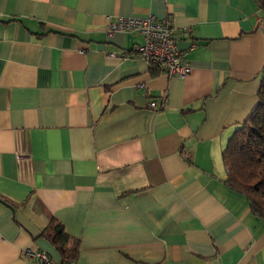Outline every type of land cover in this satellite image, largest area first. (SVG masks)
Returning a JSON list of instances; mask_svg holds the SVG:
<instances>
[{"label":"crops","instance_id":"crops-1","mask_svg":"<svg viewBox=\"0 0 264 264\" xmlns=\"http://www.w3.org/2000/svg\"><path fill=\"white\" fill-rule=\"evenodd\" d=\"M148 16L191 29L185 77L107 33ZM263 67L253 0H0V264H61L51 220L80 242L72 264H264V224L221 159Z\"/></svg>","mask_w":264,"mask_h":264},{"label":"trees","instance_id":"trees-1","mask_svg":"<svg viewBox=\"0 0 264 264\" xmlns=\"http://www.w3.org/2000/svg\"><path fill=\"white\" fill-rule=\"evenodd\" d=\"M264 21V0H253ZM151 74H157L150 65ZM258 103L248 118L236 128L221 154L226 172L224 185L243 195L251 213L264 224V67L259 75ZM61 257V264L76 261L80 242L70 238L63 226L51 220L43 232Z\"/></svg>","mask_w":264,"mask_h":264},{"label":"built area","instance_id":"built-area-1","mask_svg":"<svg viewBox=\"0 0 264 264\" xmlns=\"http://www.w3.org/2000/svg\"><path fill=\"white\" fill-rule=\"evenodd\" d=\"M116 32L141 39L137 50L138 57L154 67L157 74L165 75L168 78H182L190 73L191 68L179 48L182 37L190 36V28L186 27L177 31L168 20L148 16L145 18H121L110 22L107 28L108 35L111 36ZM164 103L165 99L162 100V104ZM156 107L154 101L148 105L149 109ZM24 256L35 264H55L43 252L26 250Z\"/></svg>","mask_w":264,"mask_h":264}]
</instances>
